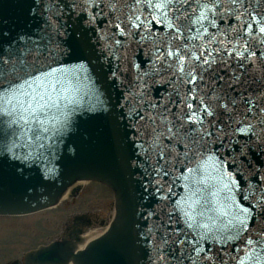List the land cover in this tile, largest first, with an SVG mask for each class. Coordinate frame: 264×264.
<instances>
[{"label": "water", "instance_id": "obj_1", "mask_svg": "<svg viewBox=\"0 0 264 264\" xmlns=\"http://www.w3.org/2000/svg\"><path fill=\"white\" fill-rule=\"evenodd\" d=\"M112 7L110 0H0V52L34 48L33 41H42L41 48L47 46L56 54L39 67L47 71L51 66L68 74L73 89V103L64 109L62 122L39 152L26 142L21 124L0 115V216H26L54 208L67 188L82 181L107 186L115 203L107 232L90 240L86 248L78 249L85 235L76 241L60 238L26 254L27 264H153L148 237L156 217L149 218L148 213H159L161 204L167 205L168 212L176 210L172 219L181 229L184 211L214 217L213 209L225 198L237 211L250 209L248 215L258 222L264 211L261 129L251 139L234 134L223 145L209 146L203 156L195 155L187 163L190 171L179 165L166 178L167 200L158 198L148 163L137 147L141 136L128 116L127 104L137 73L151 71L152 44L126 43L117 60L112 47L117 31L110 23ZM164 23L149 25L159 28L154 39L166 38ZM254 70L264 75L261 64L254 65ZM166 91L164 80L158 78L149 99H158ZM224 183L231 191H221ZM78 191L79 187L73 188L71 196ZM231 248L229 243L220 255L228 264H241L232 260L236 253ZM241 260L247 264L245 257Z\"/></svg>", "mask_w": 264, "mask_h": 264}, {"label": "snow or ice", "instance_id": "obj_2", "mask_svg": "<svg viewBox=\"0 0 264 264\" xmlns=\"http://www.w3.org/2000/svg\"><path fill=\"white\" fill-rule=\"evenodd\" d=\"M110 3L117 60L126 43L152 44L151 71L137 73L127 104L128 116L141 136L137 147L148 163L158 198L165 201L166 178L179 165L190 171L187 163L195 155L203 156L209 146L223 145L234 134L251 139L257 129L264 130V75L254 70L257 63L264 67V0ZM154 21L166 22V38H153L159 31L149 26ZM32 43L34 48L0 52V115L7 114L12 123L21 124L26 142L39 152L62 122L64 109L73 103V89L68 74L51 66L47 71L39 67L55 51L41 48L42 41ZM158 78L164 80L167 91L149 99ZM224 190L231 191L229 184H223ZM227 199L213 209L214 217L184 211L183 229L172 219L176 210L168 212L165 204L159 213H148L149 218L156 217L148 237L153 264H228L220 252L228 250L229 243L230 251L236 253L232 260L244 264L243 256L247 264H264V211L258 222L248 215L250 209L237 211Z\"/></svg>", "mask_w": 264, "mask_h": 264}, {"label": "rangeland", "instance_id": "obj_3", "mask_svg": "<svg viewBox=\"0 0 264 264\" xmlns=\"http://www.w3.org/2000/svg\"><path fill=\"white\" fill-rule=\"evenodd\" d=\"M112 193L96 183L81 185L75 196H69L53 209L23 217H0V264L17 262L28 252L45 247L61 238L65 228L74 218L97 216L93 226L85 228L82 234L102 231L101 221H107L113 213Z\"/></svg>", "mask_w": 264, "mask_h": 264}, {"label": "flooded vegetation", "instance_id": "obj_4", "mask_svg": "<svg viewBox=\"0 0 264 264\" xmlns=\"http://www.w3.org/2000/svg\"><path fill=\"white\" fill-rule=\"evenodd\" d=\"M70 196H71V194H70ZM96 219H97V216H93V218H92V216H90L87 218H77L76 217V218L72 219V220H74V222L72 221V224L70 226H67L64 229L65 234L61 238H65L68 241H76V240L80 239V237L82 235H84V234H82V231H84L85 228L93 226L92 224H95V222L97 221ZM110 219H111V217L107 218L106 222L101 221L99 225L103 226L105 224V226H106L108 224V222L110 221ZM13 263H17V262H13ZM13 263H10V264H13ZM17 264H19V263H17ZM23 264H27L25 262V256L23 258Z\"/></svg>", "mask_w": 264, "mask_h": 264}, {"label": "bare ground", "instance_id": "obj_5", "mask_svg": "<svg viewBox=\"0 0 264 264\" xmlns=\"http://www.w3.org/2000/svg\"><path fill=\"white\" fill-rule=\"evenodd\" d=\"M86 184L87 183L86 182H83V181L82 182H75V183H73L71 187H69V188L66 189V191L62 195L61 200L62 201H65L69 197V193L71 192V190L73 188L80 187L81 185H86ZM0 217H6V216H0ZM9 217L10 216H7L6 218H9ZM111 219H112V217H111ZM110 221L108 222V224L105 226V228L101 232L100 231H91V232L85 234L84 241H83V245H79L78 246V249L79 250H82V249L86 248L87 245L90 243V240L95 239L97 237H100V236L104 235L107 232V229L109 227ZM68 264H73V263L70 262Z\"/></svg>", "mask_w": 264, "mask_h": 264}]
</instances>
